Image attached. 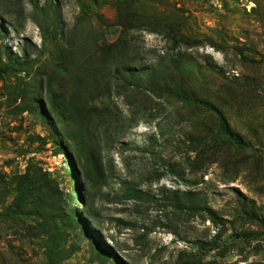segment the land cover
Listing matches in <instances>:
<instances>
[{"label":"rangeland","instance_id":"rangeland-1","mask_svg":"<svg viewBox=\"0 0 264 264\" xmlns=\"http://www.w3.org/2000/svg\"><path fill=\"white\" fill-rule=\"evenodd\" d=\"M240 51L264 58V0H0V176L36 165L92 230L14 221L10 194L0 264H264V145L215 148L214 114L157 91L264 138Z\"/></svg>","mask_w":264,"mask_h":264},{"label":"trees","instance_id":"trees-1","mask_svg":"<svg viewBox=\"0 0 264 264\" xmlns=\"http://www.w3.org/2000/svg\"><path fill=\"white\" fill-rule=\"evenodd\" d=\"M240 56L243 58V61L246 63L253 64L256 67H264V58L255 59L253 57L247 56L244 52L240 51ZM129 69V68H127ZM134 74L132 70H126V73ZM161 72L157 69H153L151 81L154 82L155 79H161ZM153 84V83H152ZM155 85V84H153ZM162 85V83H161ZM164 86V84L162 85ZM244 88L247 90L246 93L250 94V91L253 90V93H257V98L264 106V76L250 79L246 78L244 80ZM158 92L164 91L168 94V96L175 101L182 103L188 107H193L196 109H201L204 111H209L214 114V120L216 121L215 128L216 132H213V139L211 143L215 145V148H232L235 150L239 149H248L247 146L253 148L251 145L252 142H256L258 145H264V138H259L258 135H255L252 139H247L242 136L238 132H235L233 128L227 123L224 115L222 114L221 109L218 108L217 105L213 103H208L195 95L188 94L185 91H175L171 89L167 84H165V90L158 88ZM153 93L154 91L151 90ZM251 95V94H250ZM249 98V97H248ZM83 110V107H79L73 103L67 105V111L72 116L79 117L80 113ZM203 113H200V115ZM206 129V127H204ZM260 129L264 131V124L260 125ZM206 133V132H204ZM212 134V131H209L207 134ZM264 148V146L262 147ZM252 150V149H251ZM257 149L255 148V152ZM44 177L41 173V170L35 165L28 166L23 174H17L14 176H0V203L3 202V199L8 196H13L12 206L13 210L11 213L16 216L12 218L14 221L21 219L29 218H38L42 221L46 220L45 208L52 210V213L55 214V217L58 221L65 222L68 220L70 224L78 226L82 229L85 234L91 233V228L88 223L78 216L75 209L71 208L68 215H60L57 213L56 207L46 203L47 195L44 190L46 187V183L43 182ZM131 197V195H130ZM48 200V199H47ZM48 206V207H47ZM57 213V214H56ZM43 224H40V227ZM103 245V244H102ZM196 246L204 248V245L201 242H196Z\"/></svg>","mask_w":264,"mask_h":264}]
</instances>
